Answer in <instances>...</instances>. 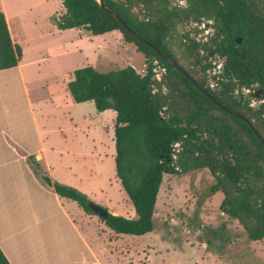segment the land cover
<instances>
[{
  "label": "trees",
  "instance_id": "obj_1",
  "mask_svg": "<svg viewBox=\"0 0 264 264\" xmlns=\"http://www.w3.org/2000/svg\"><path fill=\"white\" fill-rule=\"evenodd\" d=\"M101 1L132 31L181 65L215 100L250 121L264 139V0H184V5L171 0ZM62 4L64 13L52 17L58 29L82 28L93 35L118 30L124 42L144 56L143 74L130 65L108 71L86 65L73 70L67 82L75 102L92 100L97 111L112 109L116 113V174L136 216L109 212L106 219L100 217L105 225L116 234L151 231L163 175L207 168L213 177L211 192L223 195L221 211L239 222L248 239H263L264 147L246 120L209 100L148 43L126 30L98 0H62ZM134 7L140 8L142 18ZM203 19L211 21L213 28L208 41L199 42L188 32L178 36L186 67L170 41L180 24ZM210 55L222 59L215 88L207 84L206 70L213 67L207 61ZM21 56L22 49L13 42L0 10V69L16 66ZM156 65L165 69L161 81L154 78ZM243 87L262 90L263 101L250 106ZM30 163L40 169L31 158ZM53 190L95 214L89 206L92 201L79 189L53 181ZM0 264H10L1 248Z\"/></svg>",
  "mask_w": 264,
  "mask_h": 264
},
{
  "label": "crops",
  "instance_id": "obj_2",
  "mask_svg": "<svg viewBox=\"0 0 264 264\" xmlns=\"http://www.w3.org/2000/svg\"><path fill=\"white\" fill-rule=\"evenodd\" d=\"M0 10L13 42L22 49L16 66L0 69L2 252L10 264H131L126 258L130 253L128 245L120 243L123 236H150L154 224L142 235L116 234L103 221L98 222V215L58 196L39 176L47 172L52 182L73 186L109 212L123 215L124 208L117 198L113 200L115 195L122 200L125 197L116 174L115 155L114 177L105 175L95 162L87 166L81 159L89 154L103 163L98 158L105 152L102 137L91 134L88 122L100 118L105 110L97 111L92 100H73L67 88L72 76L58 83L48 80L43 70L42 63L50 55L41 50L39 41L46 33L54 36L75 31L80 35L84 29H58L51 17L53 11L47 15L49 22L44 30L34 23L27 25L25 19H20L19 10L10 15L4 4ZM30 158L40 169L34 168Z\"/></svg>",
  "mask_w": 264,
  "mask_h": 264
},
{
  "label": "rangeland",
  "instance_id": "obj_3",
  "mask_svg": "<svg viewBox=\"0 0 264 264\" xmlns=\"http://www.w3.org/2000/svg\"><path fill=\"white\" fill-rule=\"evenodd\" d=\"M171 1L174 4L184 5L181 0ZM2 4L6 6L10 15L11 12L19 10L20 19H25L27 25L34 23L44 30H47L49 12L53 11L51 17L55 18H59L64 13L62 0H0V6ZM134 11L141 18L143 17L139 7H134ZM203 22L209 31L207 38L204 37L202 23H198V26L196 21H189L178 26L177 36L170 41L179 62L186 67H188L187 61L181 57L178 48V36L188 32L190 37L199 39V42L208 41L213 34V28L209 26L211 21ZM39 43L41 50L50 55L42 63L45 75L48 76V80L54 79L58 83L66 81L68 75L71 77L76 68L86 65H91L100 71L130 65L141 74L145 73L144 56L136 51L134 45L124 42L118 30L99 35H93L85 29L80 35H76L75 31L56 33L54 36L46 33ZM207 61L214 66L206 70L207 84L215 88L217 75L220 73L217 66L222 59L210 55ZM155 70L162 71V66L156 65ZM241 91L249 99V105L252 107L263 101L254 98L249 92ZM112 111L107 109L100 118L88 122V125L91 124L89 126L91 134L98 133L102 137L105 152L98 158L103 163L97 162V157L95 159L89 154L81 157L87 166L95 162L94 164L99 166L98 169L103 170L108 177L115 176L113 134L115 116ZM91 114L93 116V113ZM91 118L87 116V119ZM212 182L213 177L207 168L182 174L163 175L155 205L154 230L151 235L123 236L120 242L124 246L128 245L130 253L126 258H130L131 264H264V238L257 241L248 239L239 222L230 219L221 211L223 195L220 191L211 192ZM124 195V200L116 195L113 200L117 198L124 208L122 211L124 216L133 218L136 216L134 206L126 192ZM163 212L172 216L175 221L165 215L162 216ZM97 217L100 223L102 219ZM112 237L113 235L109 236ZM145 256L148 257L149 262L144 259Z\"/></svg>",
  "mask_w": 264,
  "mask_h": 264
},
{
  "label": "water",
  "instance_id": "obj_4",
  "mask_svg": "<svg viewBox=\"0 0 264 264\" xmlns=\"http://www.w3.org/2000/svg\"><path fill=\"white\" fill-rule=\"evenodd\" d=\"M100 2V5L103 9H105L106 11L110 12L111 14H113L115 17H117L120 21V23L124 26V28L128 31H130L135 37H137L138 39H140L141 41L145 42V43H148L151 48L160 56L162 57L163 59H165V61H167L169 64H171L174 68H176L177 70H179L181 73H183L186 77H188L191 82L195 85V87L197 89H199L202 93H204L207 98L209 100H211L212 102H214L216 105H218L220 108H222L223 110L241 118V119H244L246 120L241 114L239 113H235V112H232L230 110H228L225 106H223L222 104H220L217 100H215L212 95L207 92L201 85H199L198 83H196V81L191 78L188 73L184 70V68L179 65L178 63H176L175 61H173L172 59H170L169 57L165 56L161 51H159L156 47H154L152 44H150L145 38L139 36L137 33H135L134 31H132L130 29V27L114 12V10L110 9V8H107L106 6L103 5L102 1L101 0H98ZM238 42H240V39H238ZM263 96V91L262 90H254L253 91V97L254 98H260ZM246 122L248 123V125L251 127V129L253 130L254 134L256 135L257 139L261 142V144L263 145L264 147V139L262 138V136L259 134V132L253 127V125L251 124L250 121L246 120ZM42 180L45 182V184L49 187H53V182H52V179L50 178L49 174L47 172L45 173H41L39 175ZM91 210L96 214L98 215L99 217L103 218V219H106L109 215V210L97 203H90L89 204Z\"/></svg>",
  "mask_w": 264,
  "mask_h": 264
},
{
  "label": "built area",
  "instance_id": "obj_5",
  "mask_svg": "<svg viewBox=\"0 0 264 264\" xmlns=\"http://www.w3.org/2000/svg\"><path fill=\"white\" fill-rule=\"evenodd\" d=\"M203 21H206V20L203 19V20L200 21V22L196 21V25L199 26L198 23H202V24H203V28H204L203 31L205 32L204 37L207 38V35H208V32H209V31L206 29V27H205ZM202 34H203V32H202ZM196 40L199 41V39H196ZM216 56H217V55H216ZM217 57H218V56H217ZM213 68H214V66H213ZM221 68H222V62L220 63V65L217 66L218 72L221 71ZM153 71L155 72V73H154V78H155L157 81H161V79H162V77H163V75H164V73H165V69H164V67H162V71H160V72H159V71L156 72L155 68H153ZM242 90H244V91H246V92H249V93H251V92L254 91V90H252V88H245V87H243ZM175 145L178 146V143H176Z\"/></svg>",
  "mask_w": 264,
  "mask_h": 264
},
{
  "label": "clouds",
  "instance_id": "obj_6",
  "mask_svg": "<svg viewBox=\"0 0 264 264\" xmlns=\"http://www.w3.org/2000/svg\"><path fill=\"white\" fill-rule=\"evenodd\" d=\"M181 3L183 4L184 3V0H181Z\"/></svg>",
  "mask_w": 264,
  "mask_h": 264
}]
</instances>
